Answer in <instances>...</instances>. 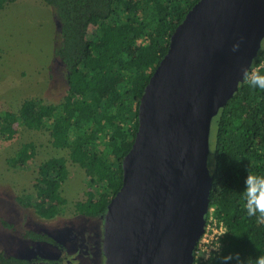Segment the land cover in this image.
<instances>
[{
	"label": "trees",
	"instance_id": "16d2710c",
	"mask_svg": "<svg viewBox=\"0 0 264 264\" xmlns=\"http://www.w3.org/2000/svg\"><path fill=\"white\" fill-rule=\"evenodd\" d=\"M13 1L0 0V10ZM38 1L53 9L58 23L55 55L66 89L56 104L29 97L17 110L5 109L0 138L11 139L16 126L47 130L51 148H65L66 159L52 156L39 163L32 193L16 201L41 220L60 215L66 200L59 189L68 162L82 171L85 186L72 209L101 215L120 187V162L133 140L142 89L165 54L173 29L197 0ZM250 66L264 74L262 42ZM209 135L207 212L211 209L227 233L217 240L218 255L213 252L192 264H221L220 257L236 253L242 264H255L264 255V223L247 215L243 189L248 173L264 176V90L239 83L211 118ZM35 154L32 143H23L4 162L10 169H23ZM0 264L19 261L0 251ZM229 264H236L235 259Z\"/></svg>",
	"mask_w": 264,
	"mask_h": 264
},
{
	"label": "water",
	"instance_id": "95a60500",
	"mask_svg": "<svg viewBox=\"0 0 264 264\" xmlns=\"http://www.w3.org/2000/svg\"><path fill=\"white\" fill-rule=\"evenodd\" d=\"M263 38L264 0H197L173 29L138 99L120 187L102 215L104 264H192L211 182L210 120Z\"/></svg>",
	"mask_w": 264,
	"mask_h": 264
},
{
	"label": "rangeland",
	"instance_id": "374dc122",
	"mask_svg": "<svg viewBox=\"0 0 264 264\" xmlns=\"http://www.w3.org/2000/svg\"><path fill=\"white\" fill-rule=\"evenodd\" d=\"M55 33L53 9L38 0H16L0 10V114L5 109L17 110L29 97L45 104L61 100L66 86L55 55ZM261 42L264 45V39ZM49 138L47 130L32 132L20 126L11 139L0 138L1 252L12 253L21 243L17 229L22 226H28L27 230L52 229V222L39 219L30 208H20L16 201L19 195L32 193L39 163L52 156L66 159V149L51 148ZM27 142L35 147L34 157L23 169L8 168L4 160ZM66 168L67 177L59 189L66 200L62 219L71 215L72 203L81 200L85 192L82 171L68 162Z\"/></svg>",
	"mask_w": 264,
	"mask_h": 264
},
{
	"label": "flooded vegetation",
	"instance_id": "af4514ba",
	"mask_svg": "<svg viewBox=\"0 0 264 264\" xmlns=\"http://www.w3.org/2000/svg\"><path fill=\"white\" fill-rule=\"evenodd\" d=\"M103 214L89 216L72 210L66 219L60 218L64 215L62 212L51 220H44L52 222V229L27 230L28 226H22L17 229L21 243L12 253H8L9 250L3 253L14 256L19 264H104ZM45 250L51 252L45 253Z\"/></svg>",
	"mask_w": 264,
	"mask_h": 264
},
{
	"label": "clouds",
	"instance_id": "9594fccd",
	"mask_svg": "<svg viewBox=\"0 0 264 264\" xmlns=\"http://www.w3.org/2000/svg\"><path fill=\"white\" fill-rule=\"evenodd\" d=\"M240 47V43H236L232 46V51H237ZM242 80L245 81L250 87L254 89L264 90V74L260 71L253 69L251 66L241 68ZM244 199L245 210L249 217H256L257 221L264 223V176L254 175L248 173L244 178ZM224 232L221 236L226 234ZM217 255L220 251V245L216 249H212ZM210 253L204 254V259H208ZM236 264H242L240 261L239 253L229 254L227 256L220 257L221 264H229L234 260ZM255 264H264V255H260L255 259Z\"/></svg>",
	"mask_w": 264,
	"mask_h": 264
},
{
	"label": "built area",
	"instance_id": "2783aa9c",
	"mask_svg": "<svg viewBox=\"0 0 264 264\" xmlns=\"http://www.w3.org/2000/svg\"><path fill=\"white\" fill-rule=\"evenodd\" d=\"M207 212V211H206ZM211 209L208 210L207 219H205V224L203 227V232L195 246L192 250V257L193 259L198 260L199 262H204L205 253H213L212 249H216L218 247V238L222 235L225 230V226L220 222H217L213 216H211Z\"/></svg>",
	"mask_w": 264,
	"mask_h": 264
}]
</instances>
